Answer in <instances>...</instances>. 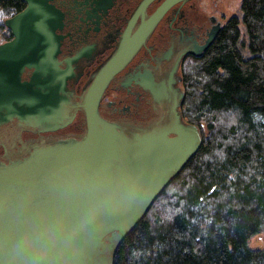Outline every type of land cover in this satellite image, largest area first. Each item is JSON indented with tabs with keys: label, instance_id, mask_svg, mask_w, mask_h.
<instances>
[{
	"label": "water",
	"instance_id": "95a60500",
	"mask_svg": "<svg viewBox=\"0 0 264 264\" xmlns=\"http://www.w3.org/2000/svg\"><path fill=\"white\" fill-rule=\"evenodd\" d=\"M23 1L26 8L5 22L13 39L0 44V125L18 121L56 132L75 118L70 70L59 61L57 31L64 14L54 0ZM181 1L186 0L165 1L135 34L130 49L97 74L83 99L82 139L59 140L23 159L0 162V264H114L120 244L200 151L201 132L185 123L177 102L168 126L131 134L99 110L117 72ZM217 34L211 33L201 51Z\"/></svg>",
	"mask_w": 264,
	"mask_h": 264
},
{
	"label": "trees",
	"instance_id": "16d2710c",
	"mask_svg": "<svg viewBox=\"0 0 264 264\" xmlns=\"http://www.w3.org/2000/svg\"><path fill=\"white\" fill-rule=\"evenodd\" d=\"M23 0H0V44ZM185 68L186 122L202 147L118 247L114 264H264L250 240L264 232V0ZM241 24L243 27L241 28Z\"/></svg>",
	"mask_w": 264,
	"mask_h": 264
},
{
	"label": "flooded vegetation",
	"instance_id": "af4514ba",
	"mask_svg": "<svg viewBox=\"0 0 264 264\" xmlns=\"http://www.w3.org/2000/svg\"><path fill=\"white\" fill-rule=\"evenodd\" d=\"M145 1L52 2L64 14L63 28L57 31L62 36L59 61L62 69L70 70L67 85L75 118L56 132H41L18 121L0 125V162L23 159L35 148L59 140L83 138V99L97 74L115 55L130 49L135 34L167 0H152L142 9ZM225 1L186 0L171 6L107 86L99 104L101 116L127 134L168 126L171 108L177 102L180 111L186 97V64L203 59L233 17L226 14ZM215 30L216 38L201 51Z\"/></svg>",
	"mask_w": 264,
	"mask_h": 264
},
{
	"label": "rangeland",
	"instance_id": "374dc122",
	"mask_svg": "<svg viewBox=\"0 0 264 264\" xmlns=\"http://www.w3.org/2000/svg\"><path fill=\"white\" fill-rule=\"evenodd\" d=\"M241 2H242V0H226L224 2L225 8H226V14L228 16L240 15L239 9H240ZM223 11H224V9H223ZM240 27L242 28L243 25L241 24ZM249 246L252 249H263L264 248V232L254 236L250 240Z\"/></svg>",
	"mask_w": 264,
	"mask_h": 264
}]
</instances>
